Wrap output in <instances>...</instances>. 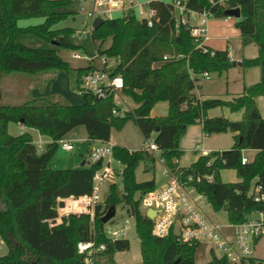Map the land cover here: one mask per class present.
I'll use <instances>...</instances> for the list:
<instances>
[{
  "label": "trees",
  "instance_id": "obj_1",
  "mask_svg": "<svg viewBox=\"0 0 264 264\" xmlns=\"http://www.w3.org/2000/svg\"><path fill=\"white\" fill-rule=\"evenodd\" d=\"M71 1L0 0V81L8 73L35 75L51 69L65 70L72 76L73 88L79 89L89 66L73 68L59 54L60 48H78L70 39L74 28H53L73 14L56 10ZM149 5L156 10L152 26L131 11L122 17L104 19L92 32L99 53L115 61L113 73L124 76V91L136 101L133 111L115 115L114 97L99 99L91 93L82 95L80 105L54 96L35 97L19 104L0 103V235L8 245L7 253L0 255V264H117L115 254L130 250L131 240L111 239L102 218L111 208L120 206L136 222L142 264H196L199 244L180 241L173 232L154 235L153 221L142 212V196L157 185L155 176L149 180L137 177L136 169L141 163H145L146 172L155 173L157 167L155 156L142 148L129 150L114 145V157L125 164L122 185H109L93 221L90 214H81L71 215L68 221L52 227L44 222L55 217L58 197L92 192L100 163L89 164L86 159L80 167L51 166L60 145L58 140L79 126H86L91 139L110 141L112 130L122 129L132 119L146 139L155 134L161 155L174 169V160L183 154L180 142L188 125L202 122L206 135L235 132L236 143L231 149L200 154L183 170L195 176L193 185L206 195L215 211L226 210L230 223L245 222L252 213L264 210V201H255L253 195L255 185L264 186V117L256 104V97L264 95V0L185 1L187 8L224 18L229 8H241V19L236 23L242 42L258 46V56L245 59L243 66H259L262 77L231 101L218 97L202 100L194 93L205 72L222 75L231 68L229 51L213 50L202 44L201 38H195L186 25H176L173 0H150ZM33 17L45 20L26 27L18 23ZM21 34L36 35L54 46L31 47L18 41ZM109 39L111 44L105 47ZM160 101H167L169 111L164 116H153L154 105ZM217 106L242 112L241 119L205 116L207 110ZM10 123L38 129L50 142L39 151L30 132L13 135ZM249 148L256 149L257 154L243 164L242 151ZM221 169H235L239 179L224 181ZM206 175L213 177L208 180ZM88 240L104 246L89 261L87 254L79 251V243ZM211 253L209 264H240Z\"/></svg>",
  "mask_w": 264,
  "mask_h": 264
},
{
  "label": "built area",
  "instance_id": "obj_2",
  "mask_svg": "<svg viewBox=\"0 0 264 264\" xmlns=\"http://www.w3.org/2000/svg\"><path fill=\"white\" fill-rule=\"evenodd\" d=\"M79 1L81 11L86 15L84 24L91 28V33L94 30L93 22L99 17L113 19L134 11L139 19L145 20L151 26L156 17V10L149 5L150 0L142 3L138 0ZM185 1L173 0V5L176 8V25H186L195 38H201L203 44L208 34V21L212 17V13L187 8ZM85 32L86 29H83L80 33L84 35ZM98 54V58H96L74 52L75 58L85 57L90 60L89 68L84 71L81 85L77 91L81 95L91 93L99 99L114 97L113 113L123 115L125 112L131 111L123 106L126 102L123 98L124 76L121 73H113L115 66L113 59H109L99 51ZM175 57L181 58L180 56ZM164 58L168 59L167 55ZM204 76L210 77L211 74L205 72ZM91 140L95 141L96 145L89 149L87 160L89 164L100 163V167L94 173L92 192L82 196L58 197L55 205V217L44 220L50 227L55 223L68 221L71 215L90 214L93 221L98 205L104 202L109 190V186L104 190L106 181H109L108 185L113 182L117 183L118 178L124 174L125 164L114 157V145L110 141ZM33 142L39 151H42L48 143L42 135ZM58 142L67 151L75 149V143L71 138L63 137ZM141 148L155 156L164 177V183L145 193L141 200L142 212L147 217L149 210L156 211L154 217L150 218L153 221L152 233L154 235L167 236L173 232L183 242L199 245L207 242L210 251L218 256H226L233 263L264 264V260L254 254L257 239L264 234V210H257L251 214L249 220L242 223L215 222L206 212V206L212 207V205L206 195L193 185L195 176L183 170V167L186 166L183 165L185 155L182 154L181 157L174 160L177 165L174 169L166 164L165 158L161 155V149L154 138H147ZM204 153L208 154L206 151ZM249 161L250 159L243 155L242 163ZM205 177L211 180L213 176L206 175ZM253 195L255 201H264V186L255 185ZM123 215L126 216L123 225L119 226V222H115L111 223L109 228L105 227V232L111 239L126 238L130 225L135 222L133 217L127 214ZM100 249H104V246L98 247L95 240L79 243V251L87 254L88 261Z\"/></svg>",
  "mask_w": 264,
  "mask_h": 264
},
{
  "label": "rangeland",
  "instance_id": "obj_3",
  "mask_svg": "<svg viewBox=\"0 0 264 264\" xmlns=\"http://www.w3.org/2000/svg\"><path fill=\"white\" fill-rule=\"evenodd\" d=\"M139 2H147V0H138ZM57 11H70L73 12V14H70L65 20L55 24L53 28H61V27H72L74 28V32L72 33L70 39L75 45L78 46L77 49L73 48H60L59 54L62 57L63 60H66L69 62V64L78 67L79 65H84L86 60H76L73 58V54L75 51H78L82 55H88L90 57H96L98 58V43L95 42L92 38L91 28L88 26H85L84 20L86 19V15L84 12L81 11V3L79 0H72L70 4H68L66 7H59L56 9ZM224 17H218V16H212L210 19V23L213 22H223ZM43 17H33V18H22L19 20V25L26 27L29 25L39 24L44 22ZM237 20L235 17H230L229 26L238 27L237 26ZM226 24V23H225ZM224 23H221L217 25V27L212 28L213 35L215 36H221L224 35L223 28H225ZM213 25V24H212ZM86 29V32L84 35H82L80 32ZM222 37V36H221ZM18 41L29 45L31 47H43V48H51L54 46L51 42L48 43L45 40L39 38L36 35L32 34H21L18 37ZM225 40H222L218 43L223 44ZM231 45L236 47V50H238L239 55L241 54L243 46L246 47V45L243 44L242 39L238 37H232L230 41ZM249 44V43H248ZM110 45V39L106 42L105 47ZM232 67V66H231ZM239 68H229L224 74L220 75L218 73L213 74L214 78L212 80H206L204 79L202 81V89L203 88H210L214 90H222L226 92L227 86L226 81L230 82L234 80V77L237 76V71H239ZM54 72L55 76H51V80L48 78L44 79V83L42 85V89L45 88V85H47L48 93L49 95L41 96V97H57L58 99H61L66 102H70L71 104L80 105L83 102L82 95L72 86V76L68 71L65 70H53L48 71V73ZM20 74H24L19 72ZM26 75V74H24ZM49 80V81H48ZM11 97H4L2 102L5 104H11L8 102H14L15 99H10ZM70 98V99H69ZM123 98L125 99V103L123 104L124 107H130L131 111H133L136 107V101L133 100V98L123 92ZM14 100V101H10ZM76 100V101H74ZM25 100H19L18 102L14 104H19ZM167 107V111H169L167 106V101H160L154 105L153 113L155 115H163L161 114L164 111V108ZM126 125L122 129H116L114 128L111 135V143L113 144L116 142V144H120L122 146L127 147L128 149L135 150L140 149L145 142L146 137L143 134L140 126L136 124V122L132 119L128 120ZM10 132L13 135H18L19 131L17 130V124L11 123L10 124ZM42 135L41 133H39ZM40 135H35V139L39 137ZM154 133L151 134L150 138H154ZM67 139L71 138L73 142L75 143V149L67 151L63 148L62 145H59L57 150L55 151L53 155V160L51 162V166L55 168H70V167H80L82 166V163L86 161L89 149L96 145V142L91 140L89 138L86 126H79L75 128L74 130L70 131L69 134L66 136ZM247 156H249L251 153L247 152L244 153ZM196 156L193 155L192 159L185 161L186 164H190L191 162H194ZM249 158V157H248ZM250 159V158H249ZM137 177L139 180H149L152 179L154 176L156 177V188L160 187L164 183V177L161 172V166L157 165L155 173L152 172H146L145 171V163H141L137 169H136ZM221 178L226 182H234L239 179L237 171L235 169H221ZM118 185H122V177H119L117 180ZM109 181H106L104 185V190L108 188ZM109 192V190H108ZM108 192L106 193V196L108 195ZM206 212L208 216L214 220L215 222H219L222 224H228L230 223V220L228 219V215L226 210L221 209L218 211H215L210 205L206 206ZM126 209L122 208V206L117 208L116 215L114 216L112 221H108L110 223L106 224V228H109L111 223L119 222V226L123 225L125 222V215ZM126 238H129L131 240V248L130 250L121 251L117 253L116 260L118 264H142V254L141 253V241L140 238H138V234L136 232V226L135 222H132L130 225L129 230L126 233ZM8 251V245L4 242L0 235V255L6 254ZM254 254L258 255L262 259H264V234H262L255 244ZM196 264H209V261L212 257V253L210 251V246L207 242H203L200 244L196 249Z\"/></svg>",
  "mask_w": 264,
  "mask_h": 264
},
{
  "label": "crops",
  "instance_id": "obj_4",
  "mask_svg": "<svg viewBox=\"0 0 264 264\" xmlns=\"http://www.w3.org/2000/svg\"><path fill=\"white\" fill-rule=\"evenodd\" d=\"M230 17H234V16H230ZM210 19L208 21V24H209L208 34H207V37L204 39L205 40L204 44H206L208 47L212 48L213 50L214 49L228 50L229 56L233 62L232 67L239 68L240 70L237 71L238 74L237 76L234 77V80H232L231 83L226 81L227 82L226 86L228 89L226 92L222 90L218 91V90H214L210 88L202 89V81L204 79L212 80L214 78L213 74H211L210 77H206L202 75L201 79H199V81L197 82V87L195 88L194 93L198 99L200 98L202 100L203 99H214L215 97H218L226 101H231L233 98L243 93L245 90V87H248V85L255 84L261 80L262 71L259 66H247V67L243 66V61L245 59L256 58L258 56V46L256 45V43L251 42L247 44L246 47L243 46L241 54L239 55L238 50H236V47L231 45L230 41L232 37H238L241 39L240 29L238 27L236 28L233 26H229L228 24L230 22V18H224L223 22H221L224 24L226 23L225 24L226 27L223 28L224 35H221L222 37L215 36L213 35L212 28L217 27V25L221 23L219 22L210 23ZM222 40H225L223 44L218 43ZM75 52H78V51H75ZM73 58L75 57L73 56ZM75 59L76 60H86V62L84 63V65H79L78 67H75L70 64L73 68L87 67L90 62V60L85 57L75 58ZM51 76H55L54 72H51V73L40 72L35 75H27V74L24 75V74H20L19 72L3 74L1 77L2 79L0 81V102H2L4 97L6 98L11 97L10 99H15V101L10 100L14 102H8V103L14 104L18 102L19 100L26 101L28 99H34L35 97L49 95L47 85H45V88L43 89H42V85L45 81L44 79L48 78L49 80H51L52 78ZM256 104H258L261 115L264 117V95H260L256 97ZM167 106H168V103H167ZM126 108H130V107H126ZM168 109H169V106H168ZM167 113L168 111L166 107L164 108V111L161 113L163 115H157V116H164V115H167ZM151 114L153 116L155 115L153 113V110ZM205 116L207 117L226 116L230 120L232 119L238 120V119H241L242 112H233V111L231 112L228 107L217 106L216 108L207 110L205 112ZM10 124H9V127H10ZM15 124H17V130L19 131V134L22 132H30L34 138L36 134L39 135L40 133L38 129L30 128L28 126L23 125L22 123H15ZM235 134H236L235 132L228 131V132H223V133L206 135L204 133L202 122L193 123V124L188 125L186 132L184 133V136L181 138V142H180V147L183 151V155H185L183 165H186V166L191 165L193 162H191L190 164H186L185 161L192 159L194 155L196 156L194 159V162H195L199 158L200 154H205L204 151L210 153L212 151H217V150L224 151V150L231 149L233 145L236 143ZM42 137L46 142L48 143L50 142V139L48 137L43 136V135ZM111 139L112 138L110 137V142H112ZM34 140L36 139L34 138ZM113 145H118V144L114 142ZM247 152L248 153L250 152L251 154L249 156L244 154ZM242 154L245 155L246 157H249L252 160L257 154V150L252 149V148L244 149L242 151ZM256 256L259 257L258 255Z\"/></svg>",
  "mask_w": 264,
  "mask_h": 264
},
{
  "label": "water",
  "instance_id": "obj_5",
  "mask_svg": "<svg viewBox=\"0 0 264 264\" xmlns=\"http://www.w3.org/2000/svg\"><path fill=\"white\" fill-rule=\"evenodd\" d=\"M226 16L230 17V16H234L237 18V20H240L241 19V8L240 7H232V8H229L228 10H226L225 12ZM104 22V19L99 17V18H96L93 22V27L94 29H98L99 28V25H101L102 23ZM242 140V138H241ZM86 163V161H84L82 163V166H84ZM116 212H117V209L116 207H113L111 208L105 215L104 217L102 218V222L103 223H108V221L110 219H112L115 215H116ZM156 211L153 209V210H149L147 212V215L149 218H153L154 215H155Z\"/></svg>",
  "mask_w": 264,
  "mask_h": 264
}]
</instances>
